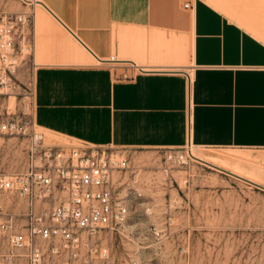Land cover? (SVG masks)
I'll list each match as a JSON object with an SVG mask.
<instances>
[{"label":"crops","instance_id":"1","mask_svg":"<svg viewBox=\"0 0 264 264\" xmlns=\"http://www.w3.org/2000/svg\"><path fill=\"white\" fill-rule=\"evenodd\" d=\"M41 1L38 126L97 146L264 152V0ZM28 163L29 141L25 168L0 173Z\"/></svg>","mask_w":264,"mask_h":264},{"label":"rangeland","instance_id":"2","mask_svg":"<svg viewBox=\"0 0 264 264\" xmlns=\"http://www.w3.org/2000/svg\"><path fill=\"white\" fill-rule=\"evenodd\" d=\"M35 2L0 0V20L5 13L40 9ZM27 30L34 43L33 24ZM20 61L11 81L0 84V119L24 123L26 133H42L47 144H82L36 124L33 51L25 50ZM28 141V134L0 137V171L25 168ZM186 148H115L129 161L117 177V191L131 211L120 233H102L98 240L109 247L111 264H264V188L252 181L264 180V152L194 147L204 161L192 157L185 162L179 153ZM0 203L26 209L24 200L9 194L0 193ZM9 250L0 238L1 259Z\"/></svg>","mask_w":264,"mask_h":264},{"label":"built area","instance_id":"3","mask_svg":"<svg viewBox=\"0 0 264 264\" xmlns=\"http://www.w3.org/2000/svg\"><path fill=\"white\" fill-rule=\"evenodd\" d=\"M184 6L190 7V2ZM34 16L30 8L1 17L2 85L11 81L24 51H33L27 27L34 23ZM25 41L29 44L24 47ZM26 132L18 120L0 119V137H29L28 168L16 174L0 173V193L26 203L24 211L0 203V238L6 239L10 249L0 257V264H111L109 247L98 240L102 233H120L129 220L130 203L117 191V177L129 167L128 158L115 147L47 144L42 133ZM192 146L179 153L182 161L192 158ZM20 219L25 223L20 225Z\"/></svg>","mask_w":264,"mask_h":264},{"label":"bare ground","instance_id":"4","mask_svg":"<svg viewBox=\"0 0 264 264\" xmlns=\"http://www.w3.org/2000/svg\"><path fill=\"white\" fill-rule=\"evenodd\" d=\"M32 1H33V0H32ZM38 1H39V2H42L41 0H38ZM34 2H35V0H34ZM35 3H36V2H35ZM188 144H189V143H188ZM194 147H195V146L193 145L192 148L194 149ZM192 157L195 158V159H200V160L204 161V159H203L200 155H198L197 153H194V152H193V153H192ZM243 177H244V176H243ZM244 178H245V177H244ZM247 180H248V178H247ZM252 181L255 182L256 184H257V183H258V184H261V182H259V181H257V180H253V179H252Z\"/></svg>","mask_w":264,"mask_h":264},{"label":"water","instance_id":"5","mask_svg":"<svg viewBox=\"0 0 264 264\" xmlns=\"http://www.w3.org/2000/svg\"><path fill=\"white\" fill-rule=\"evenodd\" d=\"M235 176H237V175H235ZM237 177H240V176H237ZM254 184H256V183H254ZM256 185H258V184H256ZM262 188H264V186H261Z\"/></svg>","mask_w":264,"mask_h":264}]
</instances>
